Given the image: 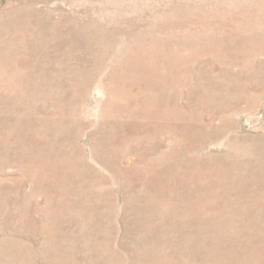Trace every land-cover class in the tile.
<instances>
[{
  "label": "rangeland",
  "instance_id": "374dc122",
  "mask_svg": "<svg viewBox=\"0 0 264 264\" xmlns=\"http://www.w3.org/2000/svg\"><path fill=\"white\" fill-rule=\"evenodd\" d=\"M0 264H264V0H0Z\"/></svg>",
  "mask_w": 264,
  "mask_h": 264
}]
</instances>
